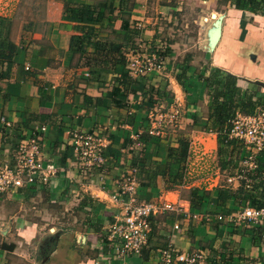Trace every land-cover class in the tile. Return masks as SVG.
I'll return each instance as SVG.
<instances>
[{"label":"crops","instance_id":"1","mask_svg":"<svg viewBox=\"0 0 264 264\" xmlns=\"http://www.w3.org/2000/svg\"><path fill=\"white\" fill-rule=\"evenodd\" d=\"M13 1L8 0L4 4L8 5L10 2L9 5H11ZM79 1L83 3L99 0ZM119 2L120 0H114L115 7H118ZM48 4L52 5L54 9L48 10V17L44 22V30H38L36 26V31L33 33L32 38H30L34 41L25 46V49L19 53L17 65L13 67L12 72L9 74L10 77L0 80V164L13 158L12 150L10 149L11 144L5 143L6 140L16 139V145H18L23 133L32 132L40 137L41 149L45 158L49 162L56 163L60 171L56 177L52 178L51 184L45 188L35 192L17 189L13 194L4 195L10 201H15L16 208H18V211L12 216L8 215L10 219H13L11 221V229H15L17 234L26 241L30 239V235L33 236L32 233L38 232V225L27 218L26 208L24 207V200L28 199V195L36 194L38 196L42 191L48 189L47 191L50 192V202L55 203L60 200H66L67 204H72L75 201L79 203L84 195H88L93 198L94 204L92 213H88L87 216L93 220L92 222L96 220L101 222L102 230L96 231L94 227H88V218L83 224L77 225L75 230L59 232V229H53L56 232L50 237H52V243L56 242V246L52 251L48 249V252L46 251V255H44V261L42 259V262L37 264H162L157 256V251L150 249V246L143 249L140 254H130L128 256L112 255L113 247L120 244L121 240L118 238L112 239L109 235V226L123 212L122 206L111 203L109 197L118 188L122 175L131 166L132 152L131 145L128 142L133 141L134 136L138 133L140 135L145 131L149 132L146 129V125H150L152 122H149L153 119L150 114L157 110L159 106H148L141 91H138L137 97H134L131 93L128 94L123 100L128 109L126 108L123 111H118L114 107L110 108L107 106L109 105L107 101L98 105L95 103L86 105L83 94L92 97H105L107 92L111 90L112 86L110 85L113 84L118 73H106L104 85H87L85 79L89 77L88 72H84L81 79L77 78L75 76V64L78 55H74L69 49L70 37L77 32L73 29L72 24L63 23V4L61 2L48 0ZM226 4L228 5L226 12L221 14L214 13L218 14V17L220 15L223 17L222 35L214 50L210 54L207 53L210 58L205 63L208 66H218L223 72H229L240 77V83L244 89H257L255 86L257 85L260 95L264 96V85L257 83L260 81L264 84V15L254 14L247 9H237L233 4V0H226ZM130 7H132L131 22L135 21L142 31L141 36L136 39V42L142 45V47L143 45L151 46L154 35H157V28L148 29L146 23L142 22L144 18L141 17L149 8L148 0H133V4ZM165 7H168V5L162 4L160 9ZM7 11L12 12L11 9H7ZM0 14L12 17L15 20L12 14L4 11H0ZM23 23L21 24L17 38H14L12 34V39L16 43L21 42ZM106 24L107 22H105ZM120 26L121 21L118 20L115 24V29L119 33H124L120 29ZM210 30L207 32L208 36ZM26 66H30V71L38 72L39 82L43 86H51L49 97L46 100H40L37 85L28 83V81L24 82V69L26 70ZM182 66V63L179 64L178 70ZM5 68L6 65H0V72L5 71ZM193 69L194 67L191 65L187 72L189 76L190 71ZM199 73H201V70ZM198 74H196V83L192 84L191 92L182 93L183 98L181 100L178 96L180 100L179 105H184V97H186V102H193L186 103V106L192 111L188 115L189 120L187 122L193 123L192 115L194 114L200 118L203 121L199 125L200 132L203 135H209L214 138V149L216 151L217 134L208 132L201 127L206 124L208 106L211 103V99L207 93L206 84L198 79ZM205 74L208 75V73ZM152 78L148 79L149 82L155 87L159 86L160 89H163V82L154 83L152 82ZM191 80L194 81V78ZM7 86L11 90L12 95L7 101H4L2 96ZM178 86L180 90L184 88L179 83ZM75 92L79 94L74 96ZM205 97L207 103L206 112L203 111L202 105L199 104V102L204 101ZM195 101L198 103L196 108L194 105ZM141 103L143 107L137 109L136 106ZM31 112L40 113L42 117L35 119L30 124V127H27L23 124L22 119L26 118V114ZM133 113L135 114L133 122L127 121L128 115ZM49 115L51 119H49ZM2 117L11 121L12 126L3 124ZM41 125L47 127L46 132H42L40 128L37 130ZM5 126L9 128L7 133L2 130ZM76 128L90 132L102 131L108 137L110 144L104 154L106 163L103 168L90 170L87 174L80 173V167L70 143V132ZM3 145L5 146L2 150L1 147ZM147 148V150L152 151L154 145L149 144ZM161 155L164 156V154ZM161 155L154 156V158L161 159ZM213 157L216 159V153ZM196 161L197 159L193 160V164L196 165L195 167L187 168L186 175L189 176L192 173L191 171L201 168V166L195 163ZM188 162L189 159L187 166L190 165ZM215 166L216 170L213 171L216 172L212 173L213 177L211 180L214 183L211 185V188H208L205 185L206 183L202 184L204 188L214 191L217 187H220L221 183L219 181L223 177L218 163ZM187 184L202 187L200 186L201 182L191 183L188 181ZM157 185L155 180H152L149 186L144 187L139 185V199L151 201L166 199L174 203H182L185 209L178 211V215L188 216L189 213H185V210L198 213L200 217H204L206 214L208 205L199 211L192 210L189 201L181 198V188L174 191H164ZM238 185L239 182L235 181L232 186L235 188ZM2 200L0 199V202ZM218 212L220 213V210ZM199 221L201 222V220ZM176 222L181 224L179 219H175ZM203 228L198 232L194 227L193 234L195 239L190 237L188 232H184L181 235V230L178 229L167 235V240L170 245L178 249L181 258H185L200 247V240L211 241L200 238L199 235L203 234ZM4 233L7 234L6 232ZM160 234L163 235L164 231L161 230ZM105 235H107L106 239H104ZM248 238L250 240V237ZM5 246L0 248V264H8L6 258H3L7 255L8 251H13L12 253L18 255V262H25L27 260L26 253L23 251L18 253L16 251L18 249L17 246L12 245L9 250ZM259 248H246L245 251L248 253L249 249H252L251 255L264 256V254L257 252L260 251ZM107 259L110 262H107ZM233 264L239 263L234 262Z\"/></svg>","mask_w":264,"mask_h":264},{"label":"trees","instance_id":"2","mask_svg":"<svg viewBox=\"0 0 264 264\" xmlns=\"http://www.w3.org/2000/svg\"><path fill=\"white\" fill-rule=\"evenodd\" d=\"M56 1L63 4V23L72 24L73 29L77 32L71 35L69 43V49L74 55H78L75 64V76L81 79L83 73L88 72L89 77L85 79L87 85H104L106 73H118L113 84L110 85L112 86L111 90L107 92L105 97H92L83 94L86 105L93 103L98 105L107 101L109 103L107 106L110 108L114 107L118 111H123L126 108L128 109L123 101L128 94L131 93L134 97H137L138 91H141L148 106L161 107L163 100L168 97L166 88L155 87L149 82V78L145 76L134 77L128 68L127 51L135 48L144 55L157 53L162 58H166L173 53L172 44L167 41L163 43L160 38L154 35L151 46L143 45V47H140L136 39L141 36L142 31L135 21L131 22L132 7L130 6L133 4V0H120L118 7H115L114 0L83 3L79 0ZM233 4L237 9H247L254 14L264 15V0H233ZM118 20L121 21L120 29L124 33H119L115 29V24ZM105 22H107L106 25ZM13 29L14 19L0 14V65H6L5 71L0 72V80L10 77L9 74L12 72L13 67L17 65L19 53L25 49V46L34 41L30 38L36 31V23L32 20L23 23L21 42L19 43L12 39ZM27 41L28 43H26ZM149 50L150 52L148 53ZM182 64L183 66L176 75V80L185 87L186 81L190 79L187 72L192 65L191 57L187 56ZM205 73H208V75ZM24 78V82L28 81V83L38 86L40 100L43 101L49 97L51 86H43L39 82L38 72L30 71V66L28 69H24ZM198 79L206 84V90L211 99V103L208 106L206 124L201 127L208 132L217 134L216 157L220 172L225 178L243 173L251 181V184H248L242 178L239 180V185L235 188L231 184H221L215 191L187 184V161L190 156L189 139L178 137L176 143H167L164 146L161 144L164 140L153 137L147 131L140 134V140L142 141L140 147L135 146L134 140L128 142L131 145L132 152L130 167L138 170L137 177L141 186H149L151 181L155 180L156 184H158L157 186L164 191H174L188 187L186 199L190 203V208L194 211H199L208 205L206 214L201 218V222L213 228L218 237H222V221L227 216L247 203L255 208L264 207V149L255 154V169H249L242 164V160L247 155L246 144L242 140L230 138L232 122L236 115L238 113L250 114L258 108L264 107V96L260 95L257 85H255L257 89H244L240 83V77L229 72L225 73L218 66L205 65L202 67L201 73L198 74ZM76 94L79 93L75 92L74 96ZM11 95V90L7 86L2 98L7 101ZM136 107L140 109L143 104L141 103ZM41 117L42 114L31 112L26 114V118L24 117L22 122L25 126L30 127V124L35 119ZM134 118V113L129 114L127 121L133 122ZM49 119H51L50 115ZM192 119V126L199 129V125L203 121L195 114L192 115ZM42 126H39L37 130ZM8 129L6 126L2 128L6 133L9 131ZM5 143L11 144L12 154L16 153V139L10 141L8 139ZM149 144L154 145L152 151L147 150ZM4 146L1 147L2 150ZM161 154H164V156ZM158 155H161V159L154 158V156L157 157ZM93 204V198L84 195L78 203L77 209L87 210V213H92ZM219 210L224 215L223 220H219L217 217ZM155 219L156 217L151 218L152 234L149 238V246L150 249L157 251L160 248L169 247L170 244L168 240L162 239L160 233H156L157 222L154 221ZM176 219L181 221V224H179L180 234L183 235L184 232H188V235L195 239L193 234L194 227H192L191 223L192 219L180 214L177 215ZM92 221L89 218L87 219L88 227H94L96 231H101V222ZM236 234L249 236L251 241L250 248H259L264 245V225L245 224L238 230L234 228L230 232V235ZM106 237L107 235H105L104 239ZM199 244V248L206 253L205 264H233L234 262L239 264H264V258L259 263L258 258L250 254L252 249H249V252L246 253L244 248L230 249L228 244L223 245V250H219L215 247L213 241L200 240ZM4 245L6 244L3 243L2 246ZM55 246V241L54 243L49 242V251H52ZM177 264H185V262L179 261Z\"/></svg>","mask_w":264,"mask_h":264},{"label":"rangeland","instance_id":"3","mask_svg":"<svg viewBox=\"0 0 264 264\" xmlns=\"http://www.w3.org/2000/svg\"><path fill=\"white\" fill-rule=\"evenodd\" d=\"M5 2H8V0L0 1V11L12 14L15 17L13 29L14 38H17L21 24L25 21L32 20L36 23L38 30H44V22L48 17V10L54 9L52 5L48 4V0H14L11 2V5H9L10 2L8 5H5ZM162 4H167L168 7L160 9ZM148 6L149 8L141 16L144 18L142 22L146 23L148 29L157 28L156 36L160 38L163 43L165 41L171 43L173 50L172 55L166 57V68L161 73L155 74L152 78V82L154 83L158 84L163 82L162 86L166 88L168 92V97L166 100H163L162 106L154 111L155 115L151 117L153 119H149V122H156L155 117L158 114H166L161 125L156 123V125L161 126L160 128L161 131H163V135H153V137L159 138L160 140L162 139V141L164 140L163 143L161 142L164 146H166L167 143H176L178 137L195 140L193 148L196 149V153L194 154L191 149L189 150L190 161L198 157L195 163L201 166V168L191 171L192 173L189 174V176L186 175L187 182H201L200 186L206 183L205 185L211 188V185L214 183L211 180L213 177L212 173L216 172L213 170H216L215 165L217 163V157L216 159L213 157L216 153L214 149V138L209 135L201 134L200 129L195 128V126L193 127L189 121L187 122V120H189L188 115H190L192 111L189 110L190 108L186 106V103L189 104L193 102H186V97H184V105H179V102L181 98H183L182 93L186 94L187 92H191L192 84L196 83V74L199 73L202 67L206 65L205 62L210 58L207 53L210 54L211 49L206 41L209 39L207 34L208 30L215 28L214 22L216 19L212 17V13H224L227 11L228 5L226 4V0H148ZM7 9H11L12 12L7 11ZM187 56L191 57V64L194 67V69L190 71V79L194 78V81L190 79L187 80L185 87L180 90L176 75L179 72V64L183 63ZM197 104L198 103L195 101V108ZM199 104L202 105L203 111L206 112V97L204 101L199 102ZM178 109L182 115L178 119L180 122L177 124L170 122V115ZM152 122L150 125H146V129L149 130L153 126ZM195 166L196 165L191 164L188 165L187 168ZM239 180L240 179L236 178V180L230 182L228 178H225L223 175L219 183L223 185L231 184L232 186L235 181L239 182ZM47 190L42 191L38 196L36 194L28 195V199L24 200L27 218L38 225V232L32 233L33 236L30 235V239L27 241L19 236L15 229H11V221L13 219H10L8 215L12 216L18 211L15 201H10V199L4 197L6 194L0 196V199H3L0 202V248L3 243L6 244L5 247L8 250L14 245L18 247V249H16L18 253L23 251L27 255V260L25 262H18V255L12 253L13 251H8L7 255L3 257L6 258L8 264H37L42 262V259L44 261V255H46L49 242H51L52 239L50 236L56 232L53 231V229H59V232L75 230L77 225L83 224L88 218L86 210L82 211L77 209V201L72 204H67L66 200H60L55 203L50 202V192ZM187 195L188 189H181V198L186 199ZM2 206L5 207L2 208ZM239 209L235 211L236 214L240 211ZM177 215V211H165L159 214L154 220L157 222L156 233H160L161 230L164 231L165 235L160 234L163 240H167V235H170L176 230L174 228V223ZM222 222V237H218L213 228L204 225L199 220L192 219L191 223L192 227H195L198 232L204 227L203 234L199 235L200 238L213 241L215 247L219 250H223V245L225 244H228L230 249L240 248L241 246L244 249L250 248L251 241L248 238L249 236L238 234L230 235V232L234 228L238 230L244 226L245 223L239 222L234 218L229 219L228 217ZM259 249L260 251L257 252L264 254V245ZM111 253L114 255L113 252ZM253 256L258 258L257 260L259 262H262L261 259L264 258L263 255L259 257L256 255ZM106 261L110 262L108 259ZM201 264H205V260Z\"/></svg>","mask_w":264,"mask_h":264},{"label":"built area","instance_id":"4","mask_svg":"<svg viewBox=\"0 0 264 264\" xmlns=\"http://www.w3.org/2000/svg\"><path fill=\"white\" fill-rule=\"evenodd\" d=\"M142 47V45H140ZM129 60L128 68L130 73L136 76H146L152 78L155 74L161 73L166 68V58H162L157 53L144 55L137 49L127 51ZM29 66H26L28 69ZM89 75V74H88ZM156 111V110H155ZM151 117L155 112H151ZM166 114H158L156 122L149 129V133L154 136L163 135L161 126L156 125L164 120ZM180 110H175L170 115V122L179 123ZM158 121V122H157ZM3 124L12 126V122L2 117ZM42 132L47 131L46 126L40 128ZM70 143L74 149L76 159L80 167L81 174H87L90 170L103 168L106 163L105 151L110 144V140L102 131H85L74 129L70 132ZM230 138L244 141L247 148V155L242 164L249 169H255V154L264 149V107L258 108L250 114L238 113L232 122ZM135 146L140 147L142 141L139 133L134 136ZM191 141L190 149L196 153ZM195 159H198L195 158ZM193 164V160L190 161ZM59 167L54 162H49L41 149V140L34 133H23L17 145L16 153L10 161L0 164V196L3 194H13L17 189L30 192L38 191L51 184L52 178L59 174ZM138 170L130 167L118 183V188L110 195L111 203L120 204L123 212L117 216L115 221L109 226L110 238H118L120 244L113 247V254L128 256L130 254H140L143 249L149 247V238L152 234L151 218L157 217L165 211H181L185 209L184 204L174 203L169 200H140ZM218 177V174H217ZM245 179L247 183L251 181L243 173L229 177L228 180ZM236 214L235 212L227 216L229 219H236L248 225H263L264 207L255 208L249 204L243 205ZM188 217L193 220H201L198 213L185 210ZM218 219L223 220L224 215L218 214ZM176 230L179 223L174 224ZM157 256L162 264H177L184 261L185 264L203 263L206 258L204 250L198 248L185 258H181L178 249L169 245L167 248L157 250Z\"/></svg>","mask_w":264,"mask_h":264},{"label":"water","instance_id":"5","mask_svg":"<svg viewBox=\"0 0 264 264\" xmlns=\"http://www.w3.org/2000/svg\"><path fill=\"white\" fill-rule=\"evenodd\" d=\"M212 17L214 19H216V21L214 22L215 28L211 29L209 32L210 43L208 44V46L211 49V51L214 50L216 44L218 43V41L221 38V35H222V18H223L221 16L217 17L214 13L212 14ZM257 83L264 85L260 81H258Z\"/></svg>","mask_w":264,"mask_h":264},{"label":"bare ground","instance_id":"6","mask_svg":"<svg viewBox=\"0 0 264 264\" xmlns=\"http://www.w3.org/2000/svg\"><path fill=\"white\" fill-rule=\"evenodd\" d=\"M215 15L218 17V14H215ZM206 42H207V45H208L210 43V38Z\"/></svg>","mask_w":264,"mask_h":264}]
</instances>
